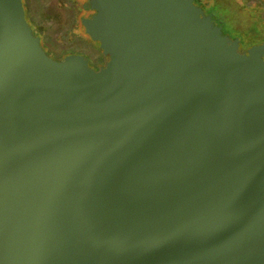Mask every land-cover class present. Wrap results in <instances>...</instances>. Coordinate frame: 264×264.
<instances>
[{
    "label": "water",
    "instance_id": "water-1",
    "mask_svg": "<svg viewBox=\"0 0 264 264\" xmlns=\"http://www.w3.org/2000/svg\"><path fill=\"white\" fill-rule=\"evenodd\" d=\"M103 64L0 0V264H264V41L192 0H87Z\"/></svg>",
    "mask_w": 264,
    "mask_h": 264
},
{
    "label": "flooded vegetation",
    "instance_id": "flooded-vegetation-1",
    "mask_svg": "<svg viewBox=\"0 0 264 264\" xmlns=\"http://www.w3.org/2000/svg\"><path fill=\"white\" fill-rule=\"evenodd\" d=\"M72 1V0H69ZM74 1V0H73ZM87 1V0H86ZM194 4L201 8L214 23L219 26L222 34L230 39H237V50L239 52L255 43L264 41V0H192ZM24 10V16L31 27L32 34L39 38V45L44 52L52 59L59 60L56 54L49 55L47 50L56 51L55 45L45 43V27L41 26L40 21H36L33 16V22H29L26 17V8L30 6V0H21ZM84 4V3H83ZM76 5V4H75ZM85 5V4H84ZM78 8L79 6L76 5ZM88 6V2H87ZM89 7V6H88ZM72 12L76 10L74 6L70 8ZM94 12V11H92ZM91 12V13H92ZM91 13H89L88 17ZM74 14V13H73ZM83 17H81L82 19ZM80 19V20H81ZM31 20V18H30ZM47 21H50L49 18ZM32 24V25H31ZM39 31V33H37ZM51 53V52H50ZM80 53V52H76ZM83 55V53H80ZM87 65L92 69H97L103 64V59L95 66L89 64L88 58L83 55Z\"/></svg>",
    "mask_w": 264,
    "mask_h": 264
},
{
    "label": "rangeland",
    "instance_id": "rangeland-1",
    "mask_svg": "<svg viewBox=\"0 0 264 264\" xmlns=\"http://www.w3.org/2000/svg\"><path fill=\"white\" fill-rule=\"evenodd\" d=\"M30 6L26 9V17L29 22L40 21L45 27V43L54 44L55 50H77L89 60V64L95 66L101 62L103 55L93 41L83 31L80 23L81 17L87 16L93 10L87 6L86 0H30ZM85 5H84V4ZM79 6V8L76 5ZM76 8L74 12L70 9ZM74 13V19L70 15ZM31 18V20H30ZM49 18L50 21H47ZM32 25V24H31ZM49 55L53 56L48 50ZM67 52L65 54H68ZM64 54V55H65ZM103 61V60H102Z\"/></svg>",
    "mask_w": 264,
    "mask_h": 264
},
{
    "label": "trees",
    "instance_id": "trees-1",
    "mask_svg": "<svg viewBox=\"0 0 264 264\" xmlns=\"http://www.w3.org/2000/svg\"><path fill=\"white\" fill-rule=\"evenodd\" d=\"M74 19V14L72 13L71 15H70V20L72 21ZM37 33H39V31L37 32ZM62 50H63V48L60 50H56L55 52L53 51H50L51 53H53V54H56V56H58L59 57V59L65 54V53H67V52H70V53H72V52H74V53H76V52H79V51H77V50H74V49H72V50H65V51H63L62 52ZM81 53V52H80Z\"/></svg>",
    "mask_w": 264,
    "mask_h": 264
}]
</instances>
